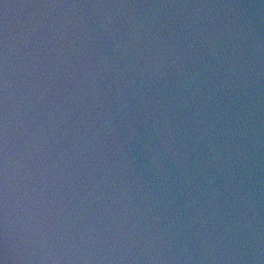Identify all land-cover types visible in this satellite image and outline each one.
Instances as JSON below:
<instances>
[{
    "label": "water",
    "instance_id": "obj_1",
    "mask_svg": "<svg viewBox=\"0 0 264 264\" xmlns=\"http://www.w3.org/2000/svg\"><path fill=\"white\" fill-rule=\"evenodd\" d=\"M0 264H264V0H0Z\"/></svg>",
    "mask_w": 264,
    "mask_h": 264
},
{
    "label": "clouds",
    "instance_id": "obj_2",
    "mask_svg": "<svg viewBox=\"0 0 264 264\" xmlns=\"http://www.w3.org/2000/svg\"><path fill=\"white\" fill-rule=\"evenodd\" d=\"M139 45V41L136 42ZM128 47V45H125ZM150 64H159L161 56L152 52L148 57ZM107 66V72L110 76L109 87L112 89L113 100L119 99L123 102L125 111L131 116V109L124 96L125 88H131L134 84V79L130 78L124 69L118 68L115 63L109 65L108 60H105ZM95 91V90H94ZM96 106L97 112L104 123L112 118L111 105H106L105 102L100 98L99 94H96ZM107 108V117L105 109ZM171 126L165 121H160L157 124L155 131L154 142L150 144L146 150L145 157L147 163L150 165L154 172L165 173V169L168 164L169 157L180 162L181 156L183 155V145L174 137V133L170 130ZM113 139L116 143L117 150L122 156L126 155L127 141L123 138L122 133L118 129H112ZM139 135V131L135 133ZM131 139V137H129Z\"/></svg>",
    "mask_w": 264,
    "mask_h": 264
}]
</instances>
